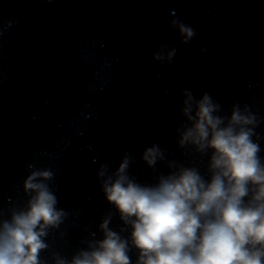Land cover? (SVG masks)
Masks as SVG:
<instances>
[{
    "label": "clouds",
    "instance_id": "obj_1",
    "mask_svg": "<svg viewBox=\"0 0 264 264\" xmlns=\"http://www.w3.org/2000/svg\"><path fill=\"white\" fill-rule=\"evenodd\" d=\"M169 24L184 44L196 35L178 17ZM175 55V48L161 44L154 59L171 62ZM182 96L184 122L176 128L177 147L184 155L207 156L206 175L195 163L168 159L159 144L140 155L152 170L153 183L131 174L136 161L130 151L114 172L101 164L97 178L114 211H107L98 225L101 238L90 232L69 258L50 243L68 215L57 207L58 198L47 183L54 173L28 165L32 170L22 186L27 200L7 210L0 206V264H264L259 121L239 104L232 105L230 115H221L222 105L208 92L197 99L185 89ZM114 215L121 222L118 230L111 227ZM45 252L48 257L42 256Z\"/></svg>",
    "mask_w": 264,
    "mask_h": 264
}]
</instances>
